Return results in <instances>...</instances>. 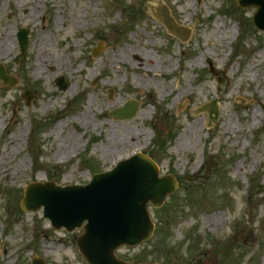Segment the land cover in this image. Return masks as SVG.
<instances>
[{"label": "rangeland", "instance_id": "1", "mask_svg": "<svg viewBox=\"0 0 264 264\" xmlns=\"http://www.w3.org/2000/svg\"><path fill=\"white\" fill-rule=\"evenodd\" d=\"M157 2L187 29L185 40L151 12ZM254 11L236 0H0V30L9 28L15 42L0 64L17 81L0 83V264H30L33 255L87 264L75 245L82 229L54 230L41 209L25 212L22 191L52 179L86 184L141 151L178 186L151 210V236L120 246L117 257L264 264V31L253 25ZM23 27L29 44L15 63ZM40 41L49 62L38 75ZM129 49L138 51L123 54ZM141 54L152 55L155 72ZM59 76L65 89L55 85ZM23 90L35 95L30 105ZM129 99L138 113L113 119L109 111ZM211 101L217 119L200 110ZM85 112L89 123L77 118ZM214 216L224 218L216 227L207 223Z\"/></svg>", "mask_w": 264, "mask_h": 264}, {"label": "water", "instance_id": "2", "mask_svg": "<svg viewBox=\"0 0 264 264\" xmlns=\"http://www.w3.org/2000/svg\"><path fill=\"white\" fill-rule=\"evenodd\" d=\"M236 2L242 8L255 6L253 23L264 30V0ZM163 23L170 32L181 37L180 28L171 17L165 18ZM18 35L21 54L17 59L27 47V30ZM0 79L8 81L1 67ZM57 83L61 88L67 85L62 78ZM12 85L13 82H10L9 86ZM29 97L31 94L26 97V102ZM137 110L136 103L127 102L123 107L112 110L110 115L116 119L128 118L134 116ZM212 110L217 118V110L209 106L208 111ZM92 177L86 185L64 187L56 185L54 181L32 182L23 191L21 206L26 211L43 206L44 216L57 229L65 227L71 231L82 226L83 232L77 237L76 245L89 264H132L118 259L114 250L123 244L134 246L150 237L153 222L147 204L150 202L153 208L159 207L165 196L176 190V181L171 175L160 177L157 164L144 153L133 154L120 160L107 172ZM32 264H44V261L34 257Z\"/></svg>", "mask_w": 264, "mask_h": 264}, {"label": "bare ground", "instance_id": "3", "mask_svg": "<svg viewBox=\"0 0 264 264\" xmlns=\"http://www.w3.org/2000/svg\"><path fill=\"white\" fill-rule=\"evenodd\" d=\"M9 28H3L0 30V59L6 57L10 52H12L13 50V47H15V42L12 40L11 37V30ZM6 31L8 33H6ZM45 46V43L43 41H40L38 43V48H37V51H36V64H35V73L38 74V75H41L42 73V70L46 68L47 64H48V60L46 59V57L44 56L43 54V48ZM138 50L137 49H129V50H125L123 51V54L125 52H134L136 53ZM142 56V60L145 61V63H150L152 65L148 66L147 69H152L154 72L156 71V67L153 66V64H156V61L153 59L152 55L148 54V55H144V54H141ZM203 57V56H202ZM116 60H120V56H115ZM116 60H114L112 62V64H114L116 62ZM159 62H161V60H159ZM146 67V66H144ZM143 67V68H144ZM254 97V103H257L260 101L259 99V96H255L253 95ZM49 104H46L45 105V109L47 108ZM255 114V113H254ZM77 118L79 120H81L82 123H89V120L90 118L87 116V113L85 112L83 115H77ZM58 126L61 127V123H58ZM119 140H121V137L118 136V137H112L111 135L108 136V141H111V142H118ZM180 140L182 141V138H180ZM222 220H224V218L222 219H219L217 216H214V217H211V218H208L207 220V223L210 225V226H213V227H216L218 226Z\"/></svg>", "mask_w": 264, "mask_h": 264}, {"label": "trees", "instance_id": "4", "mask_svg": "<svg viewBox=\"0 0 264 264\" xmlns=\"http://www.w3.org/2000/svg\"><path fill=\"white\" fill-rule=\"evenodd\" d=\"M156 141H157V144L160 146V148L163 149V147H164V142H165V141H162V140L159 139V138H158Z\"/></svg>", "mask_w": 264, "mask_h": 264}]
</instances>
